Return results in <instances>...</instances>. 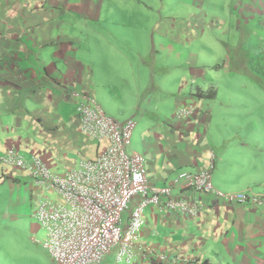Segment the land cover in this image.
Returning <instances> with one entry per match:
<instances>
[{"label": "crops", "instance_id": "1", "mask_svg": "<svg viewBox=\"0 0 264 264\" xmlns=\"http://www.w3.org/2000/svg\"><path fill=\"white\" fill-rule=\"evenodd\" d=\"M101 3V0H0V168L5 179L16 171L2 162L10 149L26 161L38 157L37 152L45 149L57 165L58 158L76 151L79 158L65 165L63 174L77 169L83 160L96 158L104 151L105 141L82 133L76 95H91L109 117L96 98L98 93L112 92L111 97L130 101L126 114L137 113L127 151L146 158L152 184L158 188L170 186L174 197H193L200 208L195 216L187 217L146 206L137 248H146L154 252L153 256L117 262L109 254L100 264H161L154 257L158 254L176 258L181 264L183 261L264 264V205L228 204L209 194L194 195L175 184L181 173L200 171L212 160L211 181L217 191L224 194L248 191L264 196V186L253 189L247 184L249 177L239 175V170L246 167L248 153H255L259 144L254 138L255 131L253 140L250 138V125L231 122L230 111L217 102L221 94L211 74L218 72L219 63H199L197 54L192 52L186 56L194 59L193 65L186 68L183 59L162 62L134 57L136 49L138 53L153 49L157 31L164 33L165 40L176 37V41L185 44L184 40L191 39H188L191 32L194 31V37L196 33L207 37L208 29L198 19L186 25L171 24L165 29L156 25L150 33L151 28L146 31L149 34L145 43L137 42L133 36V44L129 39L132 30L112 33L111 27L101 25ZM228 8L229 14L241 12L245 24L257 19L258 13L264 20V0H241ZM233 22L236 24L233 29L241 39L236 59L229 57L231 66H236L231 71L255 78L248 62L252 33L240 30L236 16ZM229 26L224 23L221 33L225 35ZM183 33L185 39L181 41ZM208 41L231 47L222 38ZM114 42L118 44L114 46ZM163 63L177 73L155 75L153 68ZM151 91L170 96V101L158 106L165 108L154 113V107L147 106L148 101L144 100ZM180 109L189 110V114L177 116ZM232 111L233 117L236 116L238 110ZM136 126L139 127L135 129ZM60 144L64 151L54 156L57 153L54 149ZM16 176L21 182L18 183L24 184L23 178ZM14 177L11 178L16 180ZM137 201H132L124 220Z\"/></svg>", "mask_w": 264, "mask_h": 264}, {"label": "built area", "instance_id": "2", "mask_svg": "<svg viewBox=\"0 0 264 264\" xmlns=\"http://www.w3.org/2000/svg\"><path fill=\"white\" fill-rule=\"evenodd\" d=\"M76 96L81 131L97 141H105L103 152L64 174L52 173L36 156L26 161L14 149L7 151L2 162L25 177L24 184L45 195H54L55 198L45 196L37 204L34 216L45 229L42 244L55 264H100L109 254L117 262L151 256L154 252L137 248L143 209L152 205L163 212L193 217L200 205L193 197H174L170 186L158 188L152 184L146 158L127 151L135 127L132 119L119 124L103 113L91 95ZM187 114L189 110L180 109L176 115ZM212 172L213 161L209 160L200 171L178 175L175 184L194 195L209 194L228 204L264 205V196L254 192L217 191L211 181ZM135 199L138 201L124 220V213ZM154 257L161 264H181L162 254Z\"/></svg>", "mask_w": 264, "mask_h": 264}, {"label": "rangeland", "instance_id": "3", "mask_svg": "<svg viewBox=\"0 0 264 264\" xmlns=\"http://www.w3.org/2000/svg\"><path fill=\"white\" fill-rule=\"evenodd\" d=\"M240 1L101 0V25L111 27L112 33L132 30L133 33L129 37L130 41L134 44V36L137 42L140 41L143 44L156 25L157 28L165 29L171 24L186 25L185 23L196 22L197 19L203 23L204 29L209 31L207 37L203 33L199 35L196 33V37H194L193 31L188 36V39H191L184 40L185 44H180L176 41V37L165 40L162 36L164 33L157 31L155 35L156 45L152 47L153 49L140 53L136 49L134 57L138 60L145 56L146 59L151 58V60L156 59L162 62L168 59L176 62L183 59L186 68L190 64L193 65L194 59L189 60L191 57L186 56L187 53L192 52L197 54L199 63L206 65L211 62L213 64L219 63L218 72L213 71L211 74L215 79L213 83L219 87L221 94L217 102L230 111L231 122L250 125L252 131L248 132L252 135L250 137L252 140L254 131L256 133L254 138L259 144V149L255 153H248L246 167L239 170V175L249 177L248 180H251V183H248L247 180V184H251V188L258 190L261 188L259 186H264V20L258 13L257 19H250L248 25L244 23L241 12H238L237 15L231 11L229 14L228 6L235 7ZM235 16L240 21V30L244 32V28L252 33L249 35L248 47L249 61L253 60L252 66L256 72L254 73L255 78L245 74V72L235 73L231 71L232 66L233 68L236 66L234 64L231 66L229 57L236 59L239 49L237 45L241 39V36H238L233 29L236 26L233 22ZM224 23L230 25L225 35L221 33ZM148 28H151L149 33L146 32L149 30ZM181 37L179 39L183 41L185 34L183 33ZM244 37L246 38V33H244ZM208 38H222L224 42H229L231 47L227 49L219 42L208 41ZM112 44L116 46L118 43ZM127 47H131L130 44H127ZM179 69L181 68L179 67ZM153 70L155 75L159 72L163 75L177 73L169 64L165 63L161 67L157 65ZM162 83L166 84V81L163 80ZM111 94L112 92L104 91L98 93L96 98L102 103L105 113L116 122L123 118L126 121L136 119L137 113L126 114L130 101L128 102V99L121 97L113 98ZM146 94L147 98L144 100L148 101L147 106L154 107L152 113L165 108L164 106L158 107L162 102L170 101V96H159L152 91ZM140 108L148 109L143 106ZM232 109L238 110L235 118ZM124 113L126 115L123 116ZM138 127L136 126L135 129ZM55 150L58 154L55 153L54 156H60L64 151L63 145L60 144ZM36 155L54 174H63L64 166L79 158L75 151L68 157L58 158L60 163L57 165L52 160V154L46 152L45 149L38 151ZM250 162L251 165H249ZM45 196L55 198L52 193L45 195L36 187L30 189L27 186L26 188L25 184H19L11 177L5 180L0 179V264H54L41 244L44 240L45 229L41 228L34 216L37 204L43 201Z\"/></svg>", "mask_w": 264, "mask_h": 264}, {"label": "trees", "instance_id": "4", "mask_svg": "<svg viewBox=\"0 0 264 264\" xmlns=\"http://www.w3.org/2000/svg\"><path fill=\"white\" fill-rule=\"evenodd\" d=\"M249 62V68L251 69V71H253V73H256L255 71H254V69H253V66H252V62H253V60H251V61H248ZM214 88V87H213ZM215 90H216V88H214ZM215 90H210V92H212V91H214L215 92ZM209 93V92H208ZM12 168V167H11ZM12 169H14V168H12ZM4 170L6 171V168H4ZM0 179H3V180H5V175H3V173H2V171H3V168H0ZM10 175H11V177H14V176H16V175H19L18 174V172L17 171H15V173L13 172L12 174L10 173ZM16 180V182H20L19 181V179H17V178H19V176H16V177H14ZM20 178H21V176H20ZM23 178H25V177H23ZM7 179V178H6ZM22 181H24V182H26V180L25 179H23ZM21 183V182H20Z\"/></svg>", "mask_w": 264, "mask_h": 264}]
</instances>
